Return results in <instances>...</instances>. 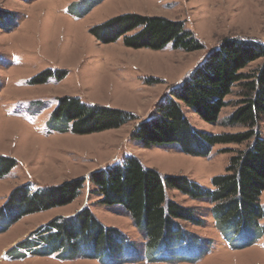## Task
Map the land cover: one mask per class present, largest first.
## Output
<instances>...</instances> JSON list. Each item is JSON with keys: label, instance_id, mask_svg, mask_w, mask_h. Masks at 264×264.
<instances>
[{"label": "rangeland", "instance_id": "rangeland-1", "mask_svg": "<svg viewBox=\"0 0 264 264\" xmlns=\"http://www.w3.org/2000/svg\"><path fill=\"white\" fill-rule=\"evenodd\" d=\"M0 9L12 13L0 25V155L16 160L0 179V264H101L93 258H58L25 241H34V233L43 232L50 220L71 216L79 207H87L99 223L117 228L138 245L139 250L121 254L124 259L110 264H264V218L245 231L220 232L208 210L211 204L176 190L171 197L205 220L201 226L182 222L200 239L186 249H173L170 259L151 261L145 255L144 235L130 216L119 206L111 209L98 203L89 181L91 171L134 155L160 173L183 175L211 187V178L223 174L234 151L245 144L214 145L208 156L200 157L172 146L145 148L130 135L222 39L264 42V0H0ZM123 13L181 21L204 47L191 52L170 46L158 51L129 49L121 39L101 43L90 34L91 27ZM262 62L258 59L242 71ZM45 70L65 74L58 81L53 76L46 83L33 82ZM238 93L234 86L215 124L185 108L184 112L205 132L243 131L241 126L224 125ZM65 96L121 108L136 119L116 129L78 135L68 122L52 118L58 99ZM258 130L264 138V121ZM78 175L85 181L71 204L18 215L2 209L13 188L28 183L35 191ZM260 200L264 202V190Z\"/></svg>", "mask_w": 264, "mask_h": 264}, {"label": "trees", "instance_id": "trees-1", "mask_svg": "<svg viewBox=\"0 0 264 264\" xmlns=\"http://www.w3.org/2000/svg\"><path fill=\"white\" fill-rule=\"evenodd\" d=\"M12 13H2L1 21ZM101 43L121 39L129 49L162 50L167 46L191 52L204 45L183 22L162 16L123 13L89 29ZM262 59L258 68L242 71L252 62ZM61 74V75H60ZM65 71L51 75L45 70L33 82L56 81ZM239 88L235 108L224 125L241 126L240 132L209 133L194 127L184 108L201 120L215 124L232 88ZM53 120L69 123L78 135L116 129L136 119L135 114L110 106L88 104L80 98L65 96L58 99L52 113ZM264 121V42L245 37H226L207 52L204 59L157 103L149 119L140 121L130 137L142 147H177L191 156L206 157L210 148L218 144H245L234 151L224 173L211 178V187L190 180L183 175H161L155 168L145 167L134 155L121 162L100 167L89 174L98 203L115 209L121 207L132 224L144 235L145 255L151 260L171 258L173 249L190 246L200 238L186 230L182 222L196 226L204 224L202 215L171 197L173 190L191 200L204 201L216 229L220 232L245 231L257 227L264 218V138L258 130ZM16 160L0 155V179ZM85 179L76 177L60 184L32 191L29 184L14 188L2 209L16 214H30L71 203L81 194ZM34 233L29 244L45 247V254L58 258H93L110 264L121 254L137 250L135 245L117 228H107L98 222L87 208L68 217H57ZM264 230V227L262 228ZM40 230V229H39ZM227 230V231H226ZM24 242V241H23ZM186 249V248H185Z\"/></svg>", "mask_w": 264, "mask_h": 264}, {"label": "crops", "instance_id": "crops-1", "mask_svg": "<svg viewBox=\"0 0 264 264\" xmlns=\"http://www.w3.org/2000/svg\"><path fill=\"white\" fill-rule=\"evenodd\" d=\"M100 105H101V104H100ZM114 108H115V107H114ZM119 109H121V108H119ZM143 165H144V164H143ZM144 166L147 167L146 165H144ZM149 168H150V167H149ZM156 170H157V169H156ZM159 173H160V172H159ZM89 174H90V173H89ZM160 174L163 175V176H164V175H169V174H163V173H160ZM76 177H79V175H78V176H75L74 178H76ZM3 178H4V177H3ZM71 179H72V178H71ZM68 180H69V179H68ZM62 182H63V181H62ZM195 182H196V181H195ZM197 183H198V182H197ZM25 184H27V183H25ZM59 184H60V183H59ZM54 185H56V184H54ZM47 186H48V185H47ZM49 186H51V185H49ZM207 188H208V187H207ZM13 189H14V188H13ZM78 197H79V196H78ZM78 197H77V198H78ZM77 198H76V199H77ZM76 199H75V200H76ZM75 200H73L72 202H74ZM175 201H176V200H175ZM72 202H71V203H72ZM71 203H69V204H71ZM67 205H68V204H67ZM64 206H66V205H64ZM58 207H61V206H58ZM54 208H55V207H54ZM81 208H83V207H81ZM81 208L79 207L74 213H72V215H73V214H76ZM29 239H30V238H29ZM30 244H31V243H30ZM33 244H34V243H33ZM33 244H31V245H33ZM185 248H187L186 244L184 245L183 249H185ZM135 250H136V249H135ZM137 250H139V249L137 248ZM122 255H123V254H122ZM75 258H78V257H75Z\"/></svg>", "mask_w": 264, "mask_h": 264}]
</instances>
